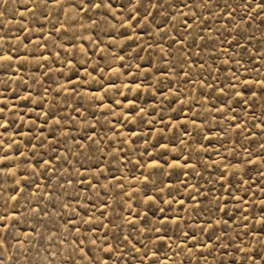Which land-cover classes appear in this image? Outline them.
I'll use <instances>...</instances> for the list:
<instances>
[{"label":"rangeland","instance_id":"obj_1","mask_svg":"<svg viewBox=\"0 0 264 264\" xmlns=\"http://www.w3.org/2000/svg\"><path fill=\"white\" fill-rule=\"evenodd\" d=\"M258 5L0 0V264H264Z\"/></svg>","mask_w":264,"mask_h":264},{"label":"snow or ice","instance_id":"obj_2","mask_svg":"<svg viewBox=\"0 0 264 264\" xmlns=\"http://www.w3.org/2000/svg\"><path fill=\"white\" fill-rule=\"evenodd\" d=\"M99 6V5H98ZM258 7H264V5H258ZM0 111H2V109H0Z\"/></svg>","mask_w":264,"mask_h":264}]
</instances>
